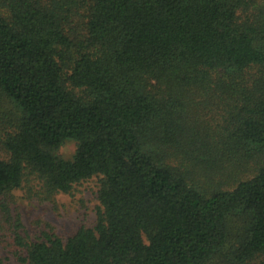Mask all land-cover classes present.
Returning <instances> with one entry per match:
<instances>
[{
	"label": "trees",
	"instance_id": "16d2710c",
	"mask_svg": "<svg viewBox=\"0 0 264 264\" xmlns=\"http://www.w3.org/2000/svg\"><path fill=\"white\" fill-rule=\"evenodd\" d=\"M93 179L92 228L27 233L17 194L53 204ZM2 250L264 264V0H0Z\"/></svg>",
	"mask_w": 264,
	"mask_h": 264
},
{
	"label": "rangeland",
	"instance_id": "374dc122",
	"mask_svg": "<svg viewBox=\"0 0 264 264\" xmlns=\"http://www.w3.org/2000/svg\"><path fill=\"white\" fill-rule=\"evenodd\" d=\"M75 151L73 142H66L58 154L64 160H71ZM96 180H90L78 188L73 197L59 196L53 204L30 203L16 195V207L20 222L30 234L38 233L43 225H48L54 233L65 241L80 227L92 228L96 218ZM1 256L8 264H16L12 255L2 250Z\"/></svg>",
	"mask_w": 264,
	"mask_h": 264
}]
</instances>
